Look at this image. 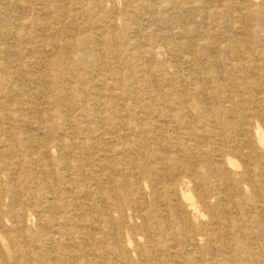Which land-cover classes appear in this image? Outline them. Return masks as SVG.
Returning <instances> with one entry per match:
<instances>
[{
    "label": "bare ground",
    "instance_id": "bare-ground-1",
    "mask_svg": "<svg viewBox=\"0 0 264 264\" xmlns=\"http://www.w3.org/2000/svg\"><path fill=\"white\" fill-rule=\"evenodd\" d=\"M0 264H264V0H0Z\"/></svg>",
    "mask_w": 264,
    "mask_h": 264
},
{
    "label": "rangeland",
    "instance_id": "rangeland-1",
    "mask_svg": "<svg viewBox=\"0 0 264 264\" xmlns=\"http://www.w3.org/2000/svg\"><path fill=\"white\" fill-rule=\"evenodd\" d=\"M206 63V62H205Z\"/></svg>",
    "mask_w": 264,
    "mask_h": 264
}]
</instances>
